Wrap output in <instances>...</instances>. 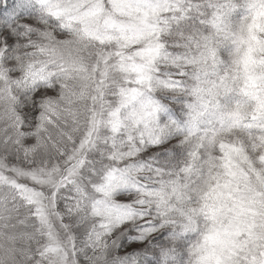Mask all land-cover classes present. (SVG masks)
<instances>
[{"label":"snow or ice","instance_id":"snow-or-ice-1","mask_svg":"<svg viewBox=\"0 0 264 264\" xmlns=\"http://www.w3.org/2000/svg\"><path fill=\"white\" fill-rule=\"evenodd\" d=\"M0 264H264V0H0Z\"/></svg>","mask_w":264,"mask_h":264}]
</instances>
